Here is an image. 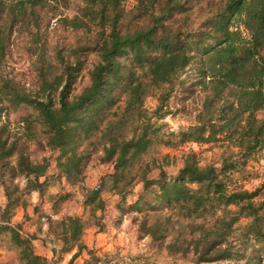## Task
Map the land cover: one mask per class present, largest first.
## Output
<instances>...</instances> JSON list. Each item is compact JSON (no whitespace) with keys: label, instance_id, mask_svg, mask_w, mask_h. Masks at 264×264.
Wrapping results in <instances>:
<instances>
[{"label":"trees","instance_id":"obj_1","mask_svg":"<svg viewBox=\"0 0 264 264\" xmlns=\"http://www.w3.org/2000/svg\"><path fill=\"white\" fill-rule=\"evenodd\" d=\"M69 1L0 0V186L6 200L0 238L13 253L0 264L56 260L55 247L50 248L53 261L35 252L36 236L12 221L29 194L44 191L47 182L41 178L50 163L48 157L32 159L22 135L37 144L42 139L43 146L57 151V166L70 183L82 181L93 154L112 165V172L85 192L86 216L49 219L59 230H54L59 252L75 250L67 264L86 248L84 230L102 227L103 215L97 214L105 207L102 194L123 200L137 182L143 189L129 211L177 205L173 215L136 218L138 231L168 254L191 255L196 262L264 264V182L252 189L239 183L253 176L247 163L264 148V0H134L130 9L124 6L127 0H78L75 15L56 21L71 29L93 26L94 40L68 56L56 46L51 60L40 41L57 13L46 14ZM15 31L28 35V49L38 52L33 91L2 70ZM89 52L96 60L75 91L84 64L81 53ZM148 96L158 102L154 114L168 107L171 96L182 107L191 104L194 123L160 133L144 107ZM20 106L27 113L18 127L23 132L16 135L2 117ZM187 143L216 145L222 149L219 161L201 165L190 150L176 176L167 179L154 154ZM17 177H23V187ZM99 261L90 255L82 264Z\"/></svg>","mask_w":264,"mask_h":264},{"label":"rangeland","instance_id":"obj_2","mask_svg":"<svg viewBox=\"0 0 264 264\" xmlns=\"http://www.w3.org/2000/svg\"><path fill=\"white\" fill-rule=\"evenodd\" d=\"M133 4L134 0H127L124 6L126 9H130ZM78 5V0H70L65 7L59 10L48 9L47 11V17L53 15L55 11L57 13L55 17L50 19L49 26L43 31L40 41V43L45 41L44 48L46 51H43L51 60L56 46L63 49L62 53L68 56L73 48L94 40L96 29L93 26L89 31L71 29L56 21L60 16L72 17L75 15ZM9 43V53L3 64V73L14 77L25 89L29 91L35 90V62L38 52L36 55L28 49L31 44L29 36L25 33L19 34L18 31H15ZM260 52L264 54V48ZM81 54L84 64L76 82L75 91L86 83L88 79L87 70L96 60V56L90 52L87 55ZM157 103L154 96H148L144 101V107L150 114L155 111ZM176 103V97L171 96L167 108L156 114H151L152 122L160 125V133H175L194 123L193 115L195 111L194 109L189 111L192 107L191 104L182 107ZM26 113L25 108L20 106L15 110L8 111L2 118L8 123V128L11 132L17 131L18 134L16 135H21L23 131L18 127H20L21 118ZM40 140V144H37L35 141L25 140L22 135L20 141H24L26 151L32 159L41 160L43 157H48L49 167L45 176L41 178L42 180L46 179L47 185L40 195L34 197V194H29L27 196V205L18 207L14 215H23V218L28 217L27 215L29 214L25 210L30 209L33 216L28 217L29 219L26 221L22 218L21 224L23 233L30 234L29 231L31 229L32 234L36 236V239L32 241L35 252L45 255L48 253L51 259L50 248L55 247L56 260H54V264H67L70 257L69 254L71 255L74 250L69 253L59 252L61 242L57 240L54 234V230L55 232L59 230L58 228L53 229L49 219L54 221L72 214L86 216L87 209L83 204L85 192L98 185L101 176L111 173L113 169L110 163H100L96 153L87 160L82 181L70 183L67 180L65 170L57 166L56 157L58 152L43 146L45 142L42 139ZM190 150L197 153V158L201 165L219 161L222 151L221 148L211 143H187L178 149L161 147L160 151L154 154L156 165L162 167V173H165L167 179H171L176 176L178 169L182 165L183 154ZM165 153H168L169 157L163 159L162 155ZM150 158L151 156L148 155L144 161ZM247 164L249 166L248 169L253 172V176L247 177L239 183L245 188L252 189L264 182V148L254 154ZM158 172L159 168L155 169L153 177H157ZM15 182L20 187L24 186L23 177H17ZM142 189L143 184L141 182L134 183L126 192L123 200L116 194L108 192L102 194L105 199V207L102 212H97L98 215H103L102 227L91 226L84 230L81 239L86 248L81 251L80 257L75 262L73 261V264H82L83 260L90 257V255L91 257L97 256L100 258V261L96 264H245V259L207 263L196 262L191 255L168 254L161 243L151 240L149 236L138 231L136 218L139 219L145 213L146 215H173L174 213L176 214L177 205L164 207V205L158 204V209L156 210H149L143 207L142 212L139 213L129 211V207L135 202ZM150 197H152V194ZM5 202L3 188L0 186V209L3 208ZM52 213L53 215L58 214L57 217L51 216ZM43 240L46 245H44ZM8 248L9 244L5 238H0V259H8L13 255ZM53 259L51 260L53 261Z\"/></svg>","mask_w":264,"mask_h":264},{"label":"crops","instance_id":"obj_3","mask_svg":"<svg viewBox=\"0 0 264 264\" xmlns=\"http://www.w3.org/2000/svg\"><path fill=\"white\" fill-rule=\"evenodd\" d=\"M109 172H110V171H109ZM31 194H34V195H33L34 197H36V195H40L39 193H37V192H35V191H33ZM25 212H27V213L29 214V215H27L29 218L33 216V213H32V211L30 212V209H26ZM57 215H58V214H54V215H53V213H52L51 216H54V217L56 218ZM22 216H23V215H14L13 218H12V220H13L14 222H20V223H22V221H21V219L23 218ZM28 217H24L23 220L26 221L27 219H29ZM29 233L32 234L31 229H30ZM74 251H75V250H74ZM74 251H72V253H73ZM50 252H51V251H50ZM72 253H71V254H72ZM43 255H45V254H43ZM51 255H52V253H51ZM45 256H47V257L49 258L50 255H49L48 253H46ZM69 256H71V255L69 254ZM78 257H80V256H78ZM78 257H77V258H78ZM69 258H70V257H69ZM77 258H75V260H76ZM75 260H74V262H75Z\"/></svg>","mask_w":264,"mask_h":264}]
</instances>
